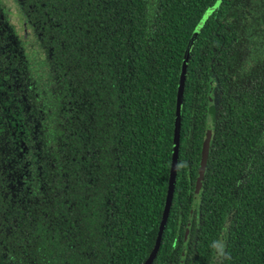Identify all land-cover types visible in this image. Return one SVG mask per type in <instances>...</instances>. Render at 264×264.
<instances>
[{
  "label": "trees",
  "instance_id": "obj_1",
  "mask_svg": "<svg viewBox=\"0 0 264 264\" xmlns=\"http://www.w3.org/2000/svg\"><path fill=\"white\" fill-rule=\"evenodd\" d=\"M20 1L49 56L44 139L39 151L28 139L25 180L0 193V216L13 222L0 241L14 264H142L164 207L181 60L215 0ZM200 64L228 81L220 108L198 90ZM186 72L174 192L152 264H179L185 241L183 264H264V0H221Z\"/></svg>",
  "mask_w": 264,
  "mask_h": 264
},
{
  "label": "flooded vegetation",
  "instance_id": "obj_2",
  "mask_svg": "<svg viewBox=\"0 0 264 264\" xmlns=\"http://www.w3.org/2000/svg\"><path fill=\"white\" fill-rule=\"evenodd\" d=\"M40 34V29L29 22L20 0H0V193L3 195H12L28 174V139L37 138L38 151L44 139L39 130L44 119L43 105H40L49 56L40 45ZM200 65L198 90L201 94L206 90L209 101L220 108L218 90H228L225 88L228 81L224 79L220 84V74L215 73L212 65ZM219 66L227 69L228 74L230 66ZM30 105L34 107L30 108ZM199 106L201 109L202 100ZM12 223L11 219L0 216V231L11 234ZM6 245L0 241V264H14V256Z\"/></svg>",
  "mask_w": 264,
  "mask_h": 264
},
{
  "label": "water",
  "instance_id": "obj_3",
  "mask_svg": "<svg viewBox=\"0 0 264 264\" xmlns=\"http://www.w3.org/2000/svg\"><path fill=\"white\" fill-rule=\"evenodd\" d=\"M221 0H215V2L207 7V9L202 14L199 21L196 23L195 27L193 28L188 42L186 44L183 57L180 64V71H179V78H178V84H177V90H176V103H175V116H174V127H173V143H172V154H171V161H170V168H169V176H168V184H167V190H166V196L164 201V207L162 210L161 219L159 222L157 235L155 238L154 245L145 259V261L142 264H152L154 261L157 252L160 248L165 225L167 222V218L169 215V210L172 202L173 192H174V186H175V179H176V173H177V161H178V148H179V137H180V122H181V106H182V94H183V85H184V78L185 73L187 69V63L188 58L191 52V48L193 46L194 40L196 38L197 33L200 31L201 27L203 26L204 22L210 15V13L219 6ZM210 126H206V136L202 142L201 152H200V159H199V166L195 178L194 188H193V194H192V206L199 202V194L201 191V185L204 178V171L206 167V162L208 158V151H209V141H210ZM192 208L189 214V217L191 215ZM189 230V218L187 227L185 230V235H187ZM187 249V242H184L183 249L180 256L179 264L184 263L185 254Z\"/></svg>",
  "mask_w": 264,
  "mask_h": 264
}]
</instances>
